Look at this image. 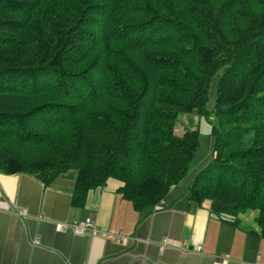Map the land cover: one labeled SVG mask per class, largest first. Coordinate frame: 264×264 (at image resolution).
I'll list each match as a JSON object with an SVG mask.
<instances>
[{"label": "trees", "instance_id": "16d2710c", "mask_svg": "<svg viewBox=\"0 0 264 264\" xmlns=\"http://www.w3.org/2000/svg\"><path fill=\"white\" fill-rule=\"evenodd\" d=\"M190 111L216 120L188 198L228 223L256 210L264 239V0H0L2 171L74 170L75 202L114 177L149 210L189 169Z\"/></svg>", "mask_w": 264, "mask_h": 264}, {"label": "crops", "instance_id": "0c3cea01", "mask_svg": "<svg viewBox=\"0 0 264 264\" xmlns=\"http://www.w3.org/2000/svg\"><path fill=\"white\" fill-rule=\"evenodd\" d=\"M74 175L69 170L45 183L35 173L0 169V264H264L256 210L223 221L208 200L188 198L186 181L137 210L114 177L75 202ZM88 216L94 231L72 225Z\"/></svg>", "mask_w": 264, "mask_h": 264}, {"label": "rangeland", "instance_id": "374dc122", "mask_svg": "<svg viewBox=\"0 0 264 264\" xmlns=\"http://www.w3.org/2000/svg\"><path fill=\"white\" fill-rule=\"evenodd\" d=\"M218 77V72H215L209 80L208 90H207V100L205 102V107L211 109L214 101L215 86L216 80ZM216 118L209 114L204 116L202 114L196 113L194 111L190 112H178L176 121L173 125V131L176 134H181L184 128H196L198 131V144L193 153V156L190 161L189 169L186 172V175L177 183L176 187L184 189V182L189 178L190 174L196 171L201 165H203L210 157V148L212 145V135L209 132L210 125L214 122ZM193 172V173H194ZM192 173V174H193ZM252 209L244 210L245 213L250 212ZM254 210V209H253ZM38 237L35 238V240Z\"/></svg>", "mask_w": 264, "mask_h": 264}, {"label": "built area", "instance_id": "2783aa9c", "mask_svg": "<svg viewBox=\"0 0 264 264\" xmlns=\"http://www.w3.org/2000/svg\"><path fill=\"white\" fill-rule=\"evenodd\" d=\"M76 229H78V230H80V229H87V230H89V231H94L95 229H96V223H95V221L94 220H92V218L91 217H86L85 218V221L83 222V223H79V222H77V223H73L72 224ZM34 242L35 243H38L39 242V238L38 239H34ZM160 243H162V244H166L167 243V240H166V238L165 237H161V239H160Z\"/></svg>", "mask_w": 264, "mask_h": 264}]
</instances>
